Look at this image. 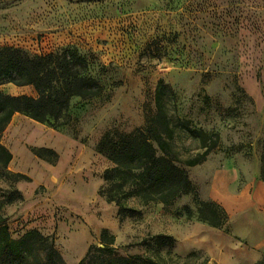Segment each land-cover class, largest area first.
I'll use <instances>...</instances> for the list:
<instances>
[{
	"label": "rangeland",
	"instance_id": "1",
	"mask_svg": "<svg viewBox=\"0 0 264 264\" xmlns=\"http://www.w3.org/2000/svg\"><path fill=\"white\" fill-rule=\"evenodd\" d=\"M4 47L31 56L74 48L86 59V74L100 86L98 95L71 100L66 126L53 128L18 112L0 136L13 153L8 170L29 177L13 181L0 170V198L7 202L2 210L12 236L20 239L39 229L54 237L67 262L86 231L89 248L79 264L136 254L156 264L209 261L203 249L190 250L207 235L190 227L197 221L194 194L171 205L128 198L132 210L120 213L101 194L105 170L114 163L98 145L106 134H129L146 125L158 111L156 95L164 80L174 128L171 147L200 199L210 198L215 172L229 163L240 168L242 181L261 175L264 0L0 2ZM0 92L38 96L33 85L7 80L0 81ZM207 147L211 151L203 163L185 164ZM40 148L55 153L45 151L50 160L44 159L35 154ZM14 190L23 199L11 194Z\"/></svg>",
	"mask_w": 264,
	"mask_h": 264
},
{
	"label": "trees",
	"instance_id": "2",
	"mask_svg": "<svg viewBox=\"0 0 264 264\" xmlns=\"http://www.w3.org/2000/svg\"><path fill=\"white\" fill-rule=\"evenodd\" d=\"M17 0H0V2ZM86 59L74 48L58 53L31 56L14 47L0 49V81L7 80L17 86L33 85L38 96L12 95L0 92V136L13 116L20 112L53 128L70 123V106L74 97L98 95L99 84L86 74ZM168 85L164 80L158 86L157 113L148 118L146 125L129 134H106L99 142L98 151L113 161L114 166L104 173L106 187L101 191L109 202L120 207V213L132 210L125 201L140 198L144 204L155 201L165 205L173 204L185 194H194L197 205V220L212 227L224 228L229 222V214L224 206L213 200H202L189 177L187 169L172 150L174 128L165 104ZM205 137L201 130H195ZM41 158L48 159L45 151L34 150ZM210 147L195 158L188 159L187 166H196L206 160ZM13 153L0 142V170L7 171L13 181L29 179L22 173L8 170ZM56 160H53L54 163ZM261 177L264 180V150L262 153ZM20 199L23 196L19 190ZM14 198H8L11 202ZM6 200L0 198V264H68L57 249L53 236L43 234L39 229L27 231L22 238L15 239L10 231L9 216L3 212ZM186 211L193 216L187 206ZM43 253V257L40 255ZM196 252H191V255ZM57 257V259L55 258ZM205 261L203 264H207ZM106 264H156L147 257L136 254L112 258ZM255 264H264V254Z\"/></svg>",
	"mask_w": 264,
	"mask_h": 264
},
{
	"label": "crops",
	"instance_id": "3",
	"mask_svg": "<svg viewBox=\"0 0 264 264\" xmlns=\"http://www.w3.org/2000/svg\"><path fill=\"white\" fill-rule=\"evenodd\" d=\"M207 199L225 207L229 222L224 228L198 220L192 223L191 229L203 230L207 235L193 242L190 250L206 251L210 256L207 264H255L264 254V180L261 175L242 181L240 168L229 163L215 172ZM84 232L83 245L66 255L68 264H79L82 253L88 250V236Z\"/></svg>",
	"mask_w": 264,
	"mask_h": 264
}]
</instances>
